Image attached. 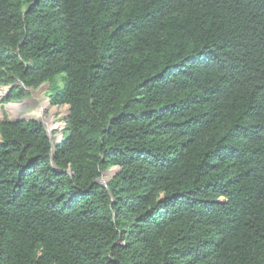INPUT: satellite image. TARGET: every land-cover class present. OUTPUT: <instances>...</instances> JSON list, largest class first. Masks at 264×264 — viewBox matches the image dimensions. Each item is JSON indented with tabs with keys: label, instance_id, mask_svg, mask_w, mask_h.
Segmentation results:
<instances>
[{
	"label": "trees",
	"instance_id": "1",
	"mask_svg": "<svg viewBox=\"0 0 264 264\" xmlns=\"http://www.w3.org/2000/svg\"><path fill=\"white\" fill-rule=\"evenodd\" d=\"M16 83L69 114L0 121V264H264V0H0Z\"/></svg>",
	"mask_w": 264,
	"mask_h": 264
},
{
	"label": "rangeland",
	"instance_id": "2",
	"mask_svg": "<svg viewBox=\"0 0 264 264\" xmlns=\"http://www.w3.org/2000/svg\"><path fill=\"white\" fill-rule=\"evenodd\" d=\"M50 89L51 87L48 84L38 89H26L20 83L9 87H0V121L36 120L45 127L53 146L60 143L62 140L63 122L69 114V107H52L48 99ZM46 104L49 105V108L55 109L59 113L52 116L50 110L46 109ZM43 113L51 120L50 123L40 120ZM117 172L118 169H111L103 173L99 183L106 185Z\"/></svg>",
	"mask_w": 264,
	"mask_h": 264
},
{
	"label": "water",
	"instance_id": "3",
	"mask_svg": "<svg viewBox=\"0 0 264 264\" xmlns=\"http://www.w3.org/2000/svg\"><path fill=\"white\" fill-rule=\"evenodd\" d=\"M49 103H50V101H49ZM50 104H51V103H50ZM31 121H36V120H31ZM36 122H38V121H36ZM53 157H54V155H52V158H53ZM106 185H107V184H106ZM106 185H105V186H106Z\"/></svg>",
	"mask_w": 264,
	"mask_h": 264
},
{
	"label": "bare ground",
	"instance_id": "4",
	"mask_svg": "<svg viewBox=\"0 0 264 264\" xmlns=\"http://www.w3.org/2000/svg\"><path fill=\"white\" fill-rule=\"evenodd\" d=\"M42 115V119H40V120H43V116H44V113L43 114H41ZM39 120V119H38Z\"/></svg>",
	"mask_w": 264,
	"mask_h": 264
}]
</instances>
